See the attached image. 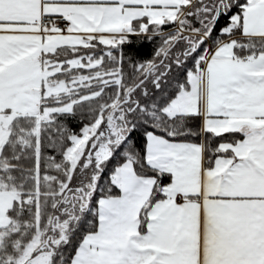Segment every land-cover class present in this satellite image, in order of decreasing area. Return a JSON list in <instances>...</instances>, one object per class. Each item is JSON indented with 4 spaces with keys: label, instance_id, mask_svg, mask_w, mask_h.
I'll return each instance as SVG.
<instances>
[{
    "label": "snow or ice",
    "instance_id": "6c2138e0",
    "mask_svg": "<svg viewBox=\"0 0 264 264\" xmlns=\"http://www.w3.org/2000/svg\"><path fill=\"white\" fill-rule=\"evenodd\" d=\"M0 264H264V0H0Z\"/></svg>",
    "mask_w": 264,
    "mask_h": 264
},
{
    "label": "trees",
    "instance_id": "16d2710c",
    "mask_svg": "<svg viewBox=\"0 0 264 264\" xmlns=\"http://www.w3.org/2000/svg\"><path fill=\"white\" fill-rule=\"evenodd\" d=\"M136 47L139 48V52L143 57H146L152 50V45L147 44L146 42L143 46L137 45Z\"/></svg>",
    "mask_w": 264,
    "mask_h": 264
}]
</instances>
